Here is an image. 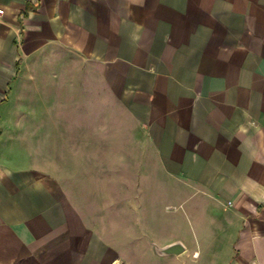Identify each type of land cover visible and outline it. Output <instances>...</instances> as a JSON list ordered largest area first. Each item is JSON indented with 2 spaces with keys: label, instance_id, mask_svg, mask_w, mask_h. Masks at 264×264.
Returning <instances> with one entry per match:
<instances>
[{
  "label": "crops",
  "instance_id": "1",
  "mask_svg": "<svg viewBox=\"0 0 264 264\" xmlns=\"http://www.w3.org/2000/svg\"><path fill=\"white\" fill-rule=\"evenodd\" d=\"M0 264H264V0H0Z\"/></svg>",
  "mask_w": 264,
  "mask_h": 264
},
{
  "label": "water",
  "instance_id": "2",
  "mask_svg": "<svg viewBox=\"0 0 264 264\" xmlns=\"http://www.w3.org/2000/svg\"><path fill=\"white\" fill-rule=\"evenodd\" d=\"M184 247L181 242L176 241L170 243L164 247L158 248L159 253L161 254H178L183 251Z\"/></svg>",
  "mask_w": 264,
  "mask_h": 264
}]
</instances>
